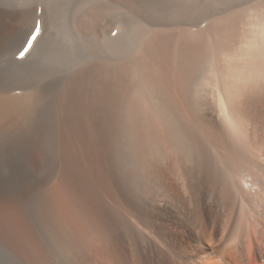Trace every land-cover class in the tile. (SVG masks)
Segmentation results:
<instances>
[{
    "label": "bare ground",
    "instance_id": "obj_1",
    "mask_svg": "<svg viewBox=\"0 0 264 264\" xmlns=\"http://www.w3.org/2000/svg\"><path fill=\"white\" fill-rule=\"evenodd\" d=\"M126 1L109 46L72 21L57 79L0 89V133L31 120L48 166L50 264H264V3L175 21Z\"/></svg>",
    "mask_w": 264,
    "mask_h": 264
},
{
    "label": "rangeland",
    "instance_id": "obj_2",
    "mask_svg": "<svg viewBox=\"0 0 264 264\" xmlns=\"http://www.w3.org/2000/svg\"><path fill=\"white\" fill-rule=\"evenodd\" d=\"M125 2L127 1L0 0V89L28 87L36 81L49 85L54 81L64 68L60 63L63 60L59 58L60 45L57 37L72 36V31L69 30L73 29L72 21L82 28L80 30L83 35L80 37L84 43L98 41V44L102 45V41L107 43L109 40L107 44L109 46L112 41L110 35L117 34L111 13L121 14ZM131 2H136L137 9L135 8L133 12L135 16L139 13L140 17L156 16L176 19L175 21L184 19L189 21L218 12H223L222 16H226L224 18L232 20L238 9L248 7L252 3H264V0H131ZM86 6L88 11H84ZM101 10L107 12L105 17H108L105 21L95 18V14ZM214 17L216 15L211 18ZM21 22L28 28L19 35V39L9 41L8 36L12 28ZM88 23L90 24L86 25ZM97 25L105 28L104 35L97 33L95 29ZM23 43L25 44L22 47ZM23 123L24 121H21L17 126L0 133V264H50L46 244H49L47 241L53 232L50 230H54L58 225L51 217L49 207V183L46 182L48 166L45 163L38 170L31 163L35 126L31 120L27 125ZM39 230L42 233L41 231L39 233ZM62 240L61 246L65 256L73 258L74 262L78 263L79 253L71 249L66 240L63 238Z\"/></svg>",
    "mask_w": 264,
    "mask_h": 264
}]
</instances>
